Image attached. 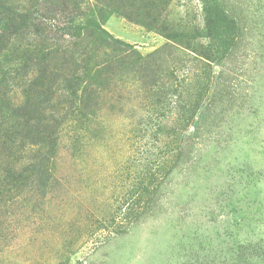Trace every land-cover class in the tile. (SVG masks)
<instances>
[{"label":"rangeland","instance_id":"rangeland-1","mask_svg":"<svg viewBox=\"0 0 264 264\" xmlns=\"http://www.w3.org/2000/svg\"><path fill=\"white\" fill-rule=\"evenodd\" d=\"M208 2L0 0V108L56 125L0 264H264V0Z\"/></svg>","mask_w":264,"mask_h":264},{"label":"trees","instance_id":"trees-1","mask_svg":"<svg viewBox=\"0 0 264 264\" xmlns=\"http://www.w3.org/2000/svg\"><path fill=\"white\" fill-rule=\"evenodd\" d=\"M200 3L204 12L205 28H203L211 31L215 28L212 24L219 19V13L208 6V0H200ZM4 31H0V40L5 37ZM171 38H174V36L171 35ZM184 44L185 47L188 46L185 42ZM201 56H205V54ZM30 112L38 113L39 111L37 108L27 109L26 106L0 108V183L4 187L8 183V179L20 182L24 178L22 176L11 178L10 172L18 170L17 168L24 163L18 162L19 159L14 160L15 153H19L16 148L19 147L20 154H22L31 150L35 153L45 152L54 146L52 135L56 125L25 120L24 117L29 115ZM46 161L43 157L33 158L30 162H27L28 170L45 169L47 167ZM134 207L135 205H132L130 210L135 211Z\"/></svg>","mask_w":264,"mask_h":264}]
</instances>
